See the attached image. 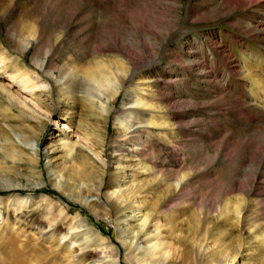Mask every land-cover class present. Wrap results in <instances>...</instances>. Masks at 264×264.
Returning <instances> with one entry per match:
<instances>
[{
    "label": "rangeland",
    "instance_id": "374dc122",
    "mask_svg": "<svg viewBox=\"0 0 264 264\" xmlns=\"http://www.w3.org/2000/svg\"><path fill=\"white\" fill-rule=\"evenodd\" d=\"M97 65H111L122 84L109 106L107 99L96 103L108 109L103 115L89 107L93 97L85 93L83 99L86 74ZM19 68L28 71L37 89L25 87ZM0 85L31 107L21 113L0 91V144L2 133L10 132L20 147L42 157L47 178L33 189L25 171L31 165L20 166L25 186L19 191L33 200L19 216L6 214L3 201L12 193L0 191V229H5L0 254L12 236L22 253L25 235L14 232L16 218L22 225H41L43 203L36 201L41 190L60 200L52 182L57 175L46 165L62 131L88 144L85 156L101 155L108 178L120 176L129 184L138 169L133 165L141 160L149 167V175L136 174V179L154 181L145 190L149 202L168 199L159 209L166 227L170 181L182 177L184 188L171 203L173 217L180 207L187 214L211 209L212 215L245 193L247 215L264 220V0H0ZM69 86L75 88L73 95L65 89ZM134 96L145 105H130ZM152 117L157 125L149 129ZM125 118L134 124L127 133L120 127ZM125 171L129 177L123 180ZM64 200L73 215L85 208ZM99 201L111 207L106 197V203ZM83 214L115 240L114 219L91 215L86 208ZM27 235L29 246H36L27 264H45L47 248L33 244V233ZM59 240L64 245L69 237ZM193 256L186 252L185 263L192 264Z\"/></svg>",
    "mask_w": 264,
    "mask_h": 264
},
{
    "label": "bare ground",
    "instance_id": "6f19581e",
    "mask_svg": "<svg viewBox=\"0 0 264 264\" xmlns=\"http://www.w3.org/2000/svg\"><path fill=\"white\" fill-rule=\"evenodd\" d=\"M40 68H44L43 64ZM116 68L120 70L119 66ZM20 70L17 77L25 81V87L37 89L38 86L27 75L28 71L22 73ZM112 73L111 65H97L86 74L90 82L83 84V99H86L85 93L93 97L89 98V107L99 110L97 114L100 115L108 109L96 103L104 104L103 100L107 99L106 105L109 106L122 90L120 80ZM49 74L51 72L46 77L51 76ZM91 82L96 85H91ZM65 89L71 95L75 90L73 86ZM0 91L14 102L21 113L27 114L31 109L5 86L0 85ZM129 104L145 105L137 96L131 98ZM130 120L125 118L121 121L120 127L125 133L134 126ZM147 123L151 129L157 125V120L152 117ZM41 124L39 122L38 126ZM62 132L64 136L61 140L55 141L49 148L46 165V170L56 174L59 179L58 183L56 178L52 182L61 194L60 200H55L45 189L40 191L36 201L43 203L40 209L43 213L41 225L33 222L22 225L20 218H16L14 232L25 235L23 250L20 249L22 253L17 251L19 239L12 236L8 242H3L0 264H27L31 252L36 253V246H29L31 241L27 233L37 237V242L33 244L47 248L45 264H186V252L194 255L192 264H264V220L256 221V214L247 215L250 202L245 197L249 194L244 193L238 201L230 200L223 206L219 205L212 219L211 209L207 214L203 209L187 214L185 207H180L177 217H173L174 206L171 203L177 193L183 190L185 180L183 177L171 180L170 226L166 227L161 224L162 211L159 209L166 205L168 199L162 196L154 202L147 200L145 190L150 189L154 181H137L136 174L149 175L152 172L143 165L140 158L133 165V168L138 166V169L130 174L129 184H124L120 176L108 178V164L98 152L93 151V157L82 153L89 147L78 134L69 136L68 132ZM2 134L5 141L0 144V191L12 193L3 201L4 211L8 216H19L22 206L33 200L19 191L21 186H25L20 166L24 162L31 165V171H25L33 179V189L47 183L45 167H42V157L37 158L20 147L10 132L4 131ZM99 141L102 142V136ZM125 172L123 180L129 177ZM63 197L82 205L91 215L107 218L110 222L114 219L117 225L115 240L95 226L89 214L84 216L85 208L73 215L69 202ZM89 197L91 201L86 199ZM105 197L107 202H111L108 209L99 201L101 199L106 203ZM11 206L17 207V210L11 211ZM258 209L259 205H256L254 212ZM244 231L248 234L247 238ZM4 236L5 229L2 228L0 240ZM60 236L62 239L69 237L68 243L61 244Z\"/></svg>",
    "mask_w": 264,
    "mask_h": 264
}]
</instances>
